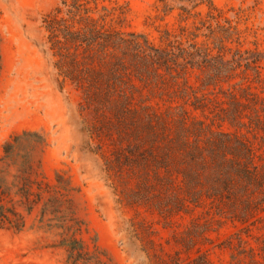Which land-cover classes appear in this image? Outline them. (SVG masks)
<instances>
[{
    "label": "trees",
    "instance_id": "1",
    "mask_svg": "<svg viewBox=\"0 0 264 264\" xmlns=\"http://www.w3.org/2000/svg\"><path fill=\"white\" fill-rule=\"evenodd\" d=\"M82 1L63 0L65 10L45 19L49 51L63 84L80 94L93 152L121 202L135 211L133 233L151 264H213L198 248L228 224L237 229L221 244L231 251L229 264H264V51L228 47L237 31L212 25L219 18L213 5L191 40L165 31L156 44L106 24H123L121 8L103 7L96 19ZM158 1L185 20L203 4ZM4 150L8 157L11 144ZM3 211L0 224L8 220ZM143 213L164 229L191 218L173 234L174 255L153 239L154 224Z\"/></svg>",
    "mask_w": 264,
    "mask_h": 264
},
{
    "label": "rangeland",
    "instance_id": "2",
    "mask_svg": "<svg viewBox=\"0 0 264 264\" xmlns=\"http://www.w3.org/2000/svg\"><path fill=\"white\" fill-rule=\"evenodd\" d=\"M86 1L96 19L103 7L121 8L123 24L112 18L106 24L145 34L156 44L164 41L165 31L191 40L213 5L219 18L212 25L237 31L228 47L264 51V0H201L187 20L158 0H96L97 8ZM62 2L0 0V206L8 219L0 224V264H151L133 233L135 211L121 202L103 160L93 152L79 111L80 94L64 85L55 69L45 19L59 7L64 11ZM183 28L188 31L182 33ZM197 42L213 47L204 37ZM143 217L154 224L157 244L174 255L179 248L173 234L183 232L191 218L176 219L164 229L156 217ZM236 232L231 224L211 232L212 243L198 250L213 264H229L231 251L221 244ZM262 234L253 231V236Z\"/></svg>",
    "mask_w": 264,
    "mask_h": 264
}]
</instances>
